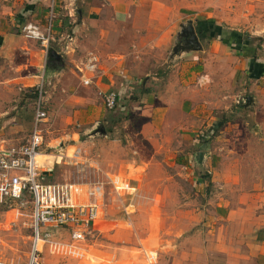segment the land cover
<instances>
[{"label":"crops","instance_id":"0c3cea01","mask_svg":"<svg viewBox=\"0 0 264 264\" xmlns=\"http://www.w3.org/2000/svg\"><path fill=\"white\" fill-rule=\"evenodd\" d=\"M50 2L0 0V51H17L21 47L23 40L18 34L25 37L22 24L31 21L44 26ZM56 3L54 29L59 40L51 48L60 57L41 48L44 59V65H39L43 68L41 75L28 72V64L20 63L10 80L31 86L34 91L31 131L35 127L41 86L45 93L44 107L48 104L62 125L58 136L47 142L50 148L59 146L62 150L58 148L56 154L42 152L40 164L52 171L55 160L59 159L58 163L68 159L69 151L77 146L75 157L85 159L82 146L108 144L114 136L110 142L121 154L115 155L119 171L110 178L129 181L135 188L130 192L134 197L143 199L144 183L153 187L161 183L172 186L176 178L167 175L166 169L176 166L188 170L187 176H191V184L197 188L188 195L150 191V206L144 211L136 210L137 214L148 216L144 224L148 234L136 247L141 252L140 264H157L162 246L173 245L175 255H170L171 264H264V114H245L257 121L253 132L259 142L255 151L260 158L254 163L257 162L262 174L255 173L252 180L243 164L231 165L221 160L220 135L217 145L211 140L207 142L212 138L210 134L200 143V136L209 128L212 134L220 129L224 133L229 128L226 123L230 120L226 117L214 125L213 108L226 109L233 103L250 108L264 102V0H56ZM189 23L199 35L200 49L179 46L185 45L182 41L187 37L181 33ZM67 35L74 39L66 49ZM146 39L160 49L170 46L173 51L171 61H159L153 66L152 70H156L153 76L142 73L138 64L142 57L152 54L144 52L150 45L145 43ZM22 50L34 52L28 46ZM165 54L166 51L161 56ZM89 55L98 58L96 70L80 72L78 68L84 67ZM204 55L208 58L202 63L200 58ZM191 58L193 61H189ZM212 63L221 66V70L215 67L212 74V69H207ZM218 76L221 81L217 83ZM85 78L91 83L85 84ZM109 90L118 94V105L112 110L99 96V91ZM248 97L252 98L250 103ZM47 121L48 118L44 123ZM44 123L40 125L43 132ZM100 126H104V134L95 133ZM245 139L243 136L242 140ZM200 151L206 152L202 162L197 158ZM198 168H205L209 175L202 171L203 175L198 176ZM164 175L167 176L162 178ZM167 198L176 204L170 208ZM180 198L188 202L177 204ZM166 217L170 221L165 223ZM164 229L171 233L191 231L189 238L200 237L201 257L197 258L193 250L178 257V248L184 240L161 238ZM42 246H49L52 253L68 255L65 249H56L49 243ZM110 254L109 264H135L133 257L118 259L115 253Z\"/></svg>","mask_w":264,"mask_h":264},{"label":"rangeland","instance_id":"374dc122","mask_svg":"<svg viewBox=\"0 0 264 264\" xmlns=\"http://www.w3.org/2000/svg\"><path fill=\"white\" fill-rule=\"evenodd\" d=\"M18 35L22 37L23 41L21 47H19L17 51H0V145H16L23 143L31 134L32 121L30 115L31 113H33L32 115L35 113L36 98L31 96L34 92L31 86L24 87L22 84H16L10 81L17 72L15 67L20 63H27L28 72L41 75V70H43V68L40 67L44 65V59L40 51L41 48H43L41 44L31 40L33 43L30 45L31 41L29 39L23 37L20 32ZM146 42H149L148 45H150L144 52L152 54H147V56L142 57L141 61L137 58L139 60L138 64L142 73L153 76L156 71L152 70L153 66L159 61H171L170 55L173 51H170V46H167L166 49H160V47L154 45L152 41L146 39L145 43ZM151 44L154 45V47H152ZM129 45L131 48L134 47V41H131ZM25 46L32 48L33 50L31 51L34 52L32 54L25 53L24 50H22V47ZM96 46L99 45L96 44ZM207 47L212 49V46L208 43ZM85 51H87V49ZM165 51V56H161ZM203 58H200V62L202 63L207 60L206 58H208V56L204 55ZM189 61H193V58ZM215 67H220L219 69L221 70V66H215L214 63H212L211 66H207V69H212V74H214L213 69H215ZM219 81H221V77L218 76L217 83ZM45 108L48 112V121L44 123V146L42 152L45 154H56L55 150L61 147L58 146V148L52 149L47 142L51 140V138H56V136H58L62 125H60L59 121H56V119H58L57 114H54V111H52V108L48 106V104H46ZM212 110L211 115L214 116V120H212L214 125L220 123L223 117L230 120V123H226V125L229 124V128H227L224 133L220 132L221 129L220 131L218 130V132H213V134L210 128L204 131L205 136L208 134L212 136L211 139L207 140H211L210 142L214 145L218 144L217 140L221 137V146H223V150H221V160L231 165L243 164V166L247 168L249 173L248 176L251 180L255 177V173L256 175H261L262 173L256 165L257 162L254 163L260 158V155L255 151V145L259 142L253 132L257 127V121L245 114L248 112H261L264 114V102H258L255 107L250 108H245L244 104L233 103L226 109L219 107L213 108ZM73 127L78 128V126ZM121 129L122 128L119 130ZM246 131L247 133H245ZM117 134L118 132H115V136ZM205 136H200V143L203 144L207 138H205ZM243 136H246L245 141L242 140ZM112 137L114 136L109 138L108 144L100 142L98 145L86 144L82 146L81 153L85 159L76 158L75 154L78 146L73 147L68 153V159L65 158L62 162L58 163L57 161L59 159H56V163L54 162V164L51 165L52 171L47 172L45 180L50 182H103L105 185V196L98 225L99 230L94 236H91L86 243V253L84 257L75 258L64 253H52L49 246H42L43 249L39 254L40 264H96V262L99 264H109L111 258L108 256L111 255L110 253H115L118 259H125L128 255L133 257L135 264H140L141 259L139 255L141 252L137 251L136 247L141 245V238H145L148 234L144 225L147 223L148 216L137 214L138 212H136V210L141 209V211H144L150 206L148 197L151 193L150 191L155 189L158 190V192L170 193V195L172 192L185 193L188 195L197 190L196 186H192L191 184V176H187L188 170L176 166L166 169L167 175H172L176 178L172 186H170L169 183H161L153 187L152 184L144 183L142 191L145 192V195L143 199L137 196L134 197V195L130 193L119 194L116 192L114 184L110 181V177H114L112 175L119 171V161L115 159V155L119 156L120 153L119 148L110 142ZM251 137H254V139H250ZM214 155L216 159L219 157L216 152ZM42 157L43 155L39 157V160ZM46 167L47 166H45V168ZM202 171H205V168H198L196 174L201 176L203 175ZM206 172L207 171H205L204 174L207 175L208 173ZM167 175H164L162 178H165ZM171 200H173L172 197ZM169 202L170 199L167 198L166 204L170 208L176 204V201ZM180 202L185 203L188 201H184V199L181 200L180 198L177 204ZM169 219V217L168 219L166 217L165 223L170 221ZM32 225L31 203L25 206L0 205V260L14 261L17 264H25L28 262L32 250ZM166 228H168V226ZM47 230H50V233L57 240H69V235L66 231L61 230L58 232L57 228H49L46 226H43L41 229L42 237H45L44 232ZM191 234V231H174L171 233L168 229H164L160 232V237L163 239H168L170 237L174 239V241L184 240L183 246L178 248V257H184L188 251L193 250L192 252L199 258L201 257V251H199V249L201 250L200 244L202 240L200 237L189 238ZM186 239H188V246H186ZM127 246H132V249ZM162 247L161 258H158L159 262L157 264H171L170 255L171 253L173 256L175 255V246H166L167 248L164 246Z\"/></svg>","mask_w":264,"mask_h":264},{"label":"built area","instance_id":"2783aa9c","mask_svg":"<svg viewBox=\"0 0 264 264\" xmlns=\"http://www.w3.org/2000/svg\"><path fill=\"white\" fill-rule=\"evenodd\" d=\"M71 15H74L72 10ZM57 18L56 0L49 4L47 23L43 26L34 22L22 24L21 31L29 39L37 40L47 52L59 39L54 29ZM74 37H65L66 49ZM98 58L89 55L83 68L95 71ZM85 84L91 80L84 79ZM44 90L40 87L35 127L29 138L20 144L2 145L0 147V205L32 204L33 238L29 260L25 264H40L39 254L42 245L49 243L56 249H65L67 254L82 258L86 253V243L99 230V220L105 196L103 182H50L46 181L48 169L39 162V155L44 146V132L41 124L48 118L44 107ZM105 106L114 109L118 105V94L114 90L99 91ZM50 172V171H49ZM116 192L130 193L135 190L132 184L122 178H111ZM43 226L57 228L68 232V241L52 239L51 231L41 235ZM0 264H17L14 261L0 260Z\"/></svg>","mask_w":264,"mask_h":264},{"label":"water","instance_id":"95a60500","mask_svg":"<svg viewBox=\"0 0 264 264\" xmlns=\"http://www.w3.org/2000/svg\"><path fill=\"white\" fill-rule=\"evenodd\" d=\"M181 34H183L185 37H190V38L187 40V43L185 45H179L180 47H187V48H194V49H200L201 48V42L199 39V35L195 29V26L192 23H189L187 25V27L183 28ZM175 51H177V49H175ZM48 52L51 56H55L57 58L60 57V55H58L53 48H50L48 50ZM251 100H252L251 97L247 98V101L249 103ZM97 132L104 134L106 132V130H105L104 126H100L95 130V133H97ZM205 154H206L205 151L198 152L197 158H198L199 162L203 161Z\"/></svg>","mask_w":264,"mask_h":264},{"label":"flooded vegetation","instance_id":"af4514ba","mask_svg":"<svg viewBox=\"0 0 264 264\" xmlns=\"http://www.w3.org/2000/svg\"><path fill=\"white\" fill-rule=\"evenodd\" d=\"M188 39H189V37L185 38V40L182 41V43H185L186 44Z\"/></svg>","mask_w":264,"mask_h":264},{"label":"trees","instance_id":"16d2710c","mask_svg":"<svg viewBox=\"0 0 264 264\" xmlns=\"http://www.w3.org/2000/svg\"><path fill=\"white\" fill-rule=\"evenodd\" d=\"M34 96L37 97V93H34ZM202 136H205L204 133L202 134ZM202 136H201V137H202ZM207 142H209V140H207Z\"/></svg>","mask_w":264,"mask_h":264},{"label":"bare ground","instance_id":"6f19581e","mask_svg":"<svg viewBox=\"0 0 264 264\" xmlns=\"http://www.w3.org/2000/svg\"><path fill=\"white\" fill-rule=\"evenodd\" d=\"M39 157H41V155H39ZM39 157H38V159H39Z\"/></svg>","mask_w":264,"mask_h":264}]
</instances>
